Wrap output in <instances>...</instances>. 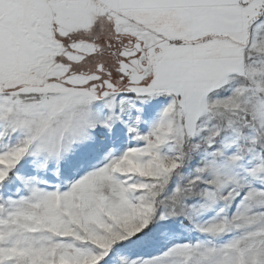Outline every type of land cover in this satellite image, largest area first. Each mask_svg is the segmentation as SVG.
<instances>
[{
  "label": "snow or ice",
  "instance_id": "1",
  "mask_svg": "<svg viewBox=\"0 0 264 264\" xmlns=\"http://www.w3.org/2000/svg\"><path fill=\"white\" fill-rule=\"evenodd\" d=\"M0 264H264V0H0Z\"/></svg>",
  "mask_w": 264,
  "mask_h": 264
}]
</instances>
